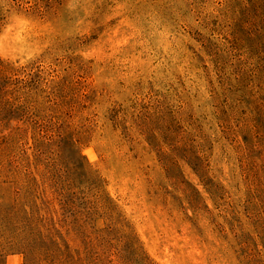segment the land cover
Instances as JSON below:
<instances>
[{
    "label": "rangeland",
    "instance_id": "374dc122",
    "mask_svg": "<svg viewBox=\"0 0 264 264\" xmlns=\"http://www.w3.org/2000/svg\"><path fill=\"white\" fill-rule=\"evenodd\" d=\"M0 264H264V0H0Z\"/></svg>",
    "mask_w": 264,
    "mask_h": 264
},
{
    "label": "trees",
    "instance_id": "16d2710c",
    "mask_svg": "<svg viewBox=\"0 0 264 264\" xmlns=\"http://www.w3.org/2000/svg\"><path fill=\"white\" fill-rule=\"evenodd\" d=\"M11 113V112H10ZM12 113H14V112H12ZM8 115H12V114H8ZM5 117V116H4Z\"/></svg>",
    "mask_w": 264,
    "mask_h": 264
}]
</instances>
